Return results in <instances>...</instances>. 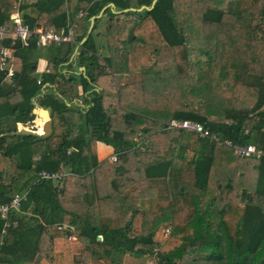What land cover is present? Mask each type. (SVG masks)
Wrapping results in <instances>:
<instances>
[{
    "label": "trees",
    "instance_id": "obj_1",
    "mask_svg": "<svg viewBox=\"0 0 264 264\" xmlns=\"http://www.w3.org/2000/svg\"><path fill=\"white\" fill-rule=\"evenodd\" d=\"M202 1L0 0V25L10 24L15 5L31 28L68 34L75 23L71 42L17 43L13 76L0 71V204L23 197L19 209L0 214V264H41L64 236L82 246L74 264H123L125 255L264 264V155L238 157L164 126L189 119L264 150V0ZM80 10L88 14L76 19ZM98 29L108 56L99 53ZM133 40L153 48L135 56ZM8 45L0 41V51ZM116 70L144 77L120 85ZM37 104L51 107V134L17 133ZM99 142L117 161L99 160ZM43 170L69 174L42 180ZM138 181L147 184L130 194ZM119 216L130 218L119 225ZM161 224L171 232L158 247Z\"/></svg>",
    "mask_w": 264,
    "mask_h": 264
},
{
    "label": "built area",
    "instance_id": "obj_2",
    "mask_svg": "<svg viewBox=\"0 0 264 264\" xmlns=\"http://www.w3.org/2000/svg\"><path fill=\"white\" fill-rule=\"evenodd\" d=\"M14 10L10 15V24L0 25V41L10 40V45L3 46L0 51V71H6L7 79H10L15 69L13 68L14 53L17 50L16 44L21 43L23 46H29L32 43V40H36V45L38 47L49 46L52 44H60L62 42H71L73 41L72 28L75 26V23H71L69 26L68 34L62 33H53L50 31H44L40 27L31 28L27 24L24 18L20 15L18 10V5H15ZM88 14L87 10H80L76 16V19H83ZM41 117H37L30 124L18 123V129H28L32 131H39L42 128ZM165 129H182L187 132L194 133L202 139H208L209 141L221 145L225 144L230 147L236 156L238 157H257L260 158L264 155V150L262 148L256 147L255 144H235L230 140H222L219 135L212 133L210 129L206 128L202 123L184 119H172L169 122L164 123ZM42 133V132H40ZM118 159L117 154L111 155V160L116 161ZM69 172H56L50 173L48 171H40L38 173L39 179H57L62 180L66 177ZM23 197H16L9 204H0V214L3 217H6L7 213L13 209H19L21 206V200ZM171 232L169 226H165L162 229V233L165 236H168Z\"/></svg>",
    "mask_w": 264,
    "mask_h": 264
},
{
    "label": "rangeland",
    "instance_id": "obj_3",
    "mask_svg": "<svg viewBox=\"0 0 264 264\" xmlns=\"http://www.w3.org/2000/svg\"><path fill=\"white\" fill-rule=\"evenodd\" d=\"M30 2H35L36 0H28ZM221 1V2H219ZM204 2V7L206 6H213L216 3H224L226 2V0H205L202 1ZM154 30V29H153ZM101 41H105V38L99 40L98 42ZM202 44H204V39L201 41ZM106 44L107 43H103L102 46L99 45V53L101 56H108L109 53L106 49ZM215 44V43H214ZM129 47L134 48V52L133 55L136 56V54L142 55V52H148L149 49L153 48L152 46H148L145 44H141L136 40H133L130 44H128ZM77 52V51H76ZM75 52V53H76ZM43 55H47V52L45 49H43L42 51ZM41 53V55H42ZM144 54V53H143ZM75 55V54H74ZM200 58L202 60H206L207 56L205 54H199ZM198 54H193L192 55V60L194 61V63L198 62ZM143 63L144 64H148L146 60L143 59ZM123 73L120 70H116V77L115 79L119 78V84L121 85V83L123 82V85H129L132 83H137L140 82L142 80V78L144 77L142 73L139 72H132L129 74H125L123 76H121ZM122 77V78H121ZM121 80V82H120ZM40 109V108H39ZM38 109V110H39ZM131 110H134L133 108H131ZM140 110V109H139ZM149 115H154L153 111L149 112ZM166 116V111H164L163 113L160 114V117H164ZM38 122H44L43 119L41 118V121L38 120ZM43 127V125H42ZM41 131H43V129H41ZM104 150H102V157H105L106 154H104L103 152ZM194 154H190L188 156V158H191ZM110 159V158H108ZM147 183H144V181H138L135 185V187H133V190L130 192V194L134 191H138L140 190L143 186H145ZM136 195V194H135ZM141 203V202H140ZM142 208H146L147 207V203L145 202L144 204L141 205ZM131 216V215H130ZM130 216H127L125 218H122L119 216V225L120 224H124L126 220H129ZM97 221L100 222L101 217L99 215L96 216ZM168 226L166 224H161V226L157 229V232L155 233V237L154 240L156 242V244L158 245V247H160L161 244H163L165 242V240L167 239V237L162 233V229ZM100 239L102 240V236H99ZM81 244L78 241V239H76V237L73 236H64L61 237L60 239L56 240V242L53 243H49V249L47 250L46 253V260L45 263L42 262V264H72L73 261V256L76 254H79L81 251ZM61 254V256L58 257V255ZM63 255H64V262L63 261ZM126 258V260H124ZM154 259L153 258H148L147 256L144 257H134L131 255H125L123 258V263L124 264H153ZM90 264H106V262L99 260V259H93Z\"/></svg>",
    "mask_w": 264,
    "mask_h": 264
},
{
    "label": "crops",
    "instance_id": "obj_4",
    "mask_svg": "<svg viewBox=\"0 0 264 264\" xmlns=\"http://www.w3.org/2000/svg\"><path fill=\"white\" fill-rule=\"evenodd\" d=\"M97 32H99V33H102V34H98V36H99V40H101V39H103V38H105V34L102 32V29H98L97 30ZM102 35V36H101ZM101 36V37H100ZM46 64H47V60L46 59H44V58H41L40 60H39V71H42L43 69H44V67L46 66ZM80 69H84V67H80ZM123 75H125V73H123L121 76H123ZM122 78V77H121ZM118 81H119V78H118ZM120 82H121V80H120ZM121 84H123V82L121 83ZM80 92H81V90H80ZM40 108V106L37 104V106H36V108L34 109V113L36 114V118L37 117H40L39 116V113L37 112V110ZM35 118V119H36ZM34 119V120H35ZM18 123H21V122H18ZM18 123H17V127H18ZM18 130H20V129H18ZM38 133H40L39 131H38ZM97 150H98V158H99V160H104L105 158H110L111 157V155L112 154H116L115 152H114V149H113V147L111 146V145H108V144H105V143H103V142H99L98 144H97ZM102 150H104L103 152H104V154H106V156L105 157H102ZM190 154H193L191 151H189V152H187V155L189 156ZM65 171V170H64ZM66 172V171H65ZM76 255V254H75ZM75 255L73 256V261H72V264H74V257H75ZM59 256H61V254H59L58 255V257ZM45 260H46V258L42 261V262H44L45 263ZM124 260H126V258L124 259ZM62 262H64V255H63V261ZM101 262H102V260H101ZM42 264V263H41ZM124 264V263H123Z\"/></svg>",
    "mask_w": 264,
    "mask_h": 264
},
{
    "label": "water",
    "instance_id": "obj_5",
    "mask_svg": "<svg viewBox=\"0 0 264 264\" xmlns=\"http://www.w3.org/2000/svg\"><path fill=\"white\" fill-rule=\"evenodd\" d=\"M157 0H154L153 4H155ZM112 6H114V4L111 3ZM107 7H105L103 10H105ZM146 8V6H142L140 9H144ZM134 10V9H133ZM102 15V12L98 15V16H94L91 18V26H90V29L88 31V34L87 36L82 40V42H84L88 36L90 35L91 31H92V28H93V24H94V20L96 18H99L100 16ZM77 51V49H76ZM43 110V111H42ZM40 111L43 112V115L48 118L43 126V130H44V134L43 133H38L37 131H32V130H28V129H25V128H22L20 130L17 131V133L19 134H28V135H42V136H48L51 134L52 132V116H51V107H47V108H44V107H40ZM43 115H41V113L39 114V116L41 118H43ZM98 239H100V237H98Z\"/></svg>",
    "mask_w": 264,
    "mask_h": 264
},
{
    "label": "bare ground",
    "instance_id": "obj_6",
    "mask_svg": "<svg viewBox=\"0 0 264 264\" xmlns=\"http://www.w3.org/2000/svg\"><path fill=\"white\" fill-rule=\"evenodd\" d=\"M42 111H43V110H42ZM42 111H40V109L37 110V112H38L39 114L41 113V115H43V112H42ZM42 119H43V121H44V122L42 123L43 126H44V124H45V122H46V120H47L48 118H46V117L43 115V118H42ZM41 129H43V127H42ZM40 132H42L43 134L45 133L44 130H43V131L40 130Z\"/></svg>",
    "mask_w": 264,
    "mask_h": 264
},
{
    "label": "clouds",
    "instance_id": "obj_7",
    "mask_svg": "<svg viewBox=\"0 0 264 264\" xmlns=\"http://www.w3.org/2000/svg\"><path fill=\"white\" fill-rule=\"evenodd\" d=\"M11 15V14H10ZM118 156V155H117ZM110 160H111V157H110ZM112 161V160H111ZM117 161V160H116ZM112 162H115V161H112ZM102 238V237H101Z\"/></svg>",
    "mask_w": 264,
    "mask_h": 264
}]
</instances>
